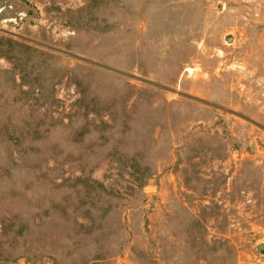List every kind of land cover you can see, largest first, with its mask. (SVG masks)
<instances>
[{"label": "rangeland", "instance_id": "rangeland-1", "mask_svg": "<svg viewBox=\"0 0 264 264\" xmlns=\"http://www.w3.org/2000/svg\"><path fill=\"white\" fill-rule=\"evenodd\" d=\"M259 245L264 0H0V264Z\"/></svg>", "mask_w": 264, "mask_h": 264}, {"label": "water", "instance_id": "water-1", "mask_svg": "<svg viewBox=\"0 0 264 264\" xmlns=\"http://www.w3.org/2000/svg\"><path fill=\"white\" fill-rule=\"evenodd\" d=\"M262 236V235H261ZM257 250H259V251H263L264 250V246L263 245H259L258 247H257Z\"/></svg>", "mask_w": 264, "mask_h": 264}]
</instances>
